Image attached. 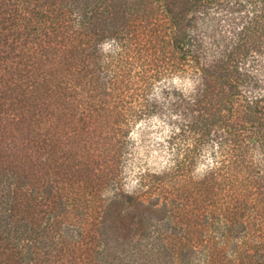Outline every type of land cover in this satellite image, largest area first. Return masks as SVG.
Wrapping results in <instances>:
<instances>
[{
  "label": "trees",
  "instance_id": "1",
  "mask_svg": "<svg viewBox=\"0 0 264 264\" xmlns=\"http://www.w3.org/2000/svg\"><path fill=\"white\" fill-rule=\"evenodd\" d=\"M0 264H264V0H0Z\"/></svg>",
  "mask_w": 264,
  "mask_h": 264
},
{
  "label": "rangeland",
  "instance_id": "2",
  "mask_svg": "<svg viewBox=\"0 0 264 264\" xmlns=\"http://www.w3.org/2000/svg\"><path fill=\"white\" fill-rule=\"evenodd\" d=\"M223 13H220V15L218 17H220L221 20V25H223V29L220 32V35L222 37L225 36H231V34L228 33V31H230L231 29L234 31H238L241 28V24H239L238 22L240 21L239 18L235 17H228L222 15ZM223 16V17H222ZM190 17V16H189ZM193 22V21H192ZM230 23V25H228ZM233 23V24H232ZM210 31L207 32V35L209 36V38H205V42L211 41V37L213 36L212 32L209 33ZM191 34L193 35V28L191 29ZM218 35V34H217ZM216 39H220L221 37L216 36ZM109 47L108 44H104V49L107 50ZM212 52L208 53V56L211 55ZM191 77L193 78V76H187L184 79H180L178 78H174L172 84H174L176 87L182 89L184 92H189L190 89L193 86V83L191 81ZM166 121L163 120H159V118L157 116H154L153 118H151L148 123L146 121H142V123L138 124L136 126V128L134 129V131L132 132L131 135V140L133 141L135 147H136V151H138L139 156L143 155V145L140 143L141 138H144L146 140V145L147 146H152L155 144V142H159L160 140H162L163 137L167 136L169 134V129L168 126L164 123ZM146 126V127H145ZM145 132V133H144ZM144 134V136H143ZM162 155H158V158L156 159L157 162L160 164H163V162L166 160V155L164 152L161 153ZM155 155V154H154ZM132 170V169H131ZM127 185H132V181L128 180Z\"/></svg>",
  "mask_w": 264,
  "mask_h": 264
}]
</instances>
